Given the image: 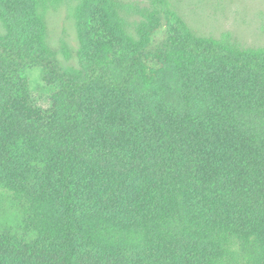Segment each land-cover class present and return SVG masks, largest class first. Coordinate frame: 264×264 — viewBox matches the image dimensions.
Returning a JSON list of instances; mask_svg holds the SVG:
<instances>
[{"label":"trees","instance_id":"obj_1","mask_svg":"<svg viewBox=\"0 0 264 264\" xmlns=\"http://www.w3.org/2000/svg\"><path fill=\"white\" fill-rule=\"evenodd\" d=\"M0 19V188L38 233L0 238V264H264V56L173 21L138 46L87 13L74 76L31 0H0ZM28 68L58 87L48 110ZM125 230L132 250L103 246Z\"/></svg>","mask_w":264,"mask_h":264},{"label":"rangeland","instance_id":"obj_2","mask_svg":"<svg viewBox=\"0 0 264 264\" xmlns=\"http://www.w3.org/2000/svg\"><path fill=\"white\" fill-rule=\"evenodd\" d=\"M31 1L42 21L46 46L74 76L81 69L80 54L84 45L81 20L87 13L106 14L110 33H122L138 46L159 35L167 21H173L196 39L220 42L236 53L264 56V0H166L162 10L150 0ZM8 35L9 30L0 19V39ZM150 67L157 68V63H150ZM25 75L33 105L48 110L58 87L46 82L42 68H28ZM31 216V211L21 209V201L0 188V238L34 241L38 233L36 220ZM125 231L120 237L114 233L113 237H102L103 246L132 250L131 234L138 239L142 231ZM234 244L239 245L233 241L228 246ZM237 254V264H246L252 258Z\"/></svg>","mask_w":264,"mask_h":264}]
</instances>
